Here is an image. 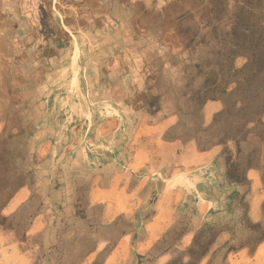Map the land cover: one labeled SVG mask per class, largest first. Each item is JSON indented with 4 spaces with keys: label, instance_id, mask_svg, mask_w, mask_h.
Wrapping results in <instances>:
<instances>
[{
    "label": "crops",
    "instance_id": "1",
    "mask_svg": "<svg viewBox=\"0 0 264 264\" xmlns=\"http://www.w3.org/2000/svg\"><path fill=\"white\" fill-rule=\"evenodd\" d=\"M165 45L157 54L136 48L131 64L92 55L82 65L80 54V108L64 113L67 124L43 146L55 173L24 183L0 209V218L16 216L44 183L22 234L17 224L0 226V264H169L171 248L191 236L181 235L185 215L221 227L236 196L262 188L255 163L244 179L231 176L248 156L241 137L216 133L236 85L217 94L207 46Z\"/></svg>",
    "mask_w": 264,
    "mask_h": 264
},
{
    "label": "rangeland",
    "instance_id": "2",
    "mask_svg": "<svg viewBox=\"0 0 264 264\" xmlns=\"http://www.w3.org/2000/svg\"><path fill=\"white\" fill-rule=\"evenodd\" d=\"M193 2L0 0V209L24 183L38 185L40 178L55 173L45 164L43 146L57 139L56 131L67 124L64 113L76 114L80 108V58L81 64L91 62L92 55L106 63L112 58L131 64L137 62L136 48L157 54L165 53V44L190 50L207 46L211 53L205 62L212 65L208 72L214 84L221 79L217 94H223L231 79L230 65L220 46L200 43L208 29L193 40L198 22V16H188ZM229 3L233 11L235 0ZM220 27L229 29V20ZM74 37L79 43L75 55ZM237 59L242 68L245 60ZM243 97L238 92L227 99L228 109L216 120V133L241 137L248 152L243 167L233 166L231 173L244 179L246 166L255 163L262 167L264 181V126L247 124L252 107L240 110ZM84 110L88 112L86 106ZM176 180L180 183L182 176ZM37 192L35 202L14 217L0 218V226L17 224L22 234L30 215L38 211L44 183ZM233 206L235 214L221 226L229 240L220 236L221 227L213 221L185 215L181 235L191 236L179 248H171L169 264H264V185L251 197L236 196Z\"/></svg>",
    "mask_w": 264,
    "mask_h": 264
},
{
    "label": "trees",
    "instance_id": "3",
    "mask_svg": "<svg viewBox=\"0 0 264 264\" xmlns=\"http://www.w3.org/2000/svg\"><path fill=\"white\" fill-rule=\"evenodd\" d=\"M229 7V0H194L188 11V16H198L193 40L201 30L208 29L200 43H213L224 50L222 56L230 65L227 85H236L229 97L243 94L240 110L252 107L247 124L264 126V0H235L233 11ZM225 19L229 20V29L220 27ZM237 58L245 60L241 69L234 67Z\"/></svg>",
    "mask_w": 264,
    "mask_h": 264
}]
</instances>
